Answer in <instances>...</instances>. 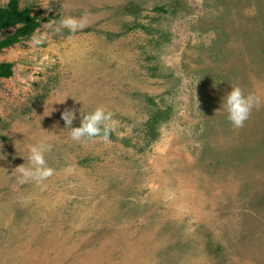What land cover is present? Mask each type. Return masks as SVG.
<instances>
[{
  "label": "rangeland",
  "instance_id": "1",
  "mask_svg": "<svg viewBox=\"0 0 264 264\" xmlns=\"http://www.w3.org/2000/svg\"><path fill=\"white\" fill-rule=\"evenodd\" d=\"M20 8L41 24L0 53V264H264V0ZM236 86L259 100L239 129ZM101 106L110 141H73L63 111ZM42 142L55 174L19 183Z\"/></svg>",
  "mask_w": 264,
  "mask_h": 264
},
{
  "label": "clouds",
  "instance_id": "2",
  "mask_svg": "<svg viewBox=\"0 0 264 264\" xmlns=\"http://www.w3.org/2000/svg\"><path fill=\"white\" fill-rule=\"evenodd\" d=\"M85 17H64L60 20V27L69 30L71 33L77 32L86 26ZM259 100L252 94H245L239 87H232V90L223 98V108L227 112V119L234 128H243L246 121L250 118L254 107H257ZM82 120L80 127H72L73 121L76 119L75 109H65L61 114V119L65 122L66 128L70 129V137L73 141L87 143L95 139L104 142L110 141V135L115 130L112 113L106 111L104 107H98L94 112L83 114L81 110ZM52 146L47 143H39L30 146L28 165H20L15 168V172L19 173L18 182L28 183L34 181L37 184L49 179L55 174V169L48 166L45 159V153L51 151Z\"/></svg>",
  "mask_w": 264,
  "mask_h": 264
},
{
  "label": "trees",
  "instance_id": "3",
  "mask_svg": "<svg viewBox=\"0 0 264 264\" xmlns=\"http://www.w3.org/2000/svg\"><path fill=\"white\" fill-rule=\"evenodd\" d=\"M21 0H9L6 7L0 8V53L7 48L13 47L23 38H28L40 27L38 15H33L30 8L21 9ZM17 27L16 31L8 35L6 38H1V33L4 30ZM13 76V64H0V78L9 79ZM1 122V118H0Z\"/></svg>",
  "mask_w": 264,
  "mask_h": 264
}]
</instances>
